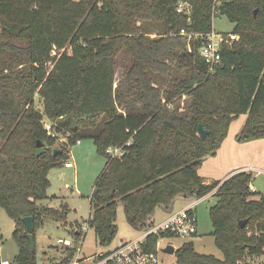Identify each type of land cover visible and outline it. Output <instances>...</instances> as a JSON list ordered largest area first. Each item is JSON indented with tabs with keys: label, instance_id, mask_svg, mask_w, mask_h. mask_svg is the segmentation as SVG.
Segmentation results:
<instances>
[{
	"label": "trees",
	"instance_id": "16d2710c",
	"mask_svg": "<svg viewBox=\"0 0 264 264\" xmlns=\"http://www.w3.org/2000/svg\"><path fill=\"white\" fill-rule=\"evenodd\" d=\"M190 4L186 16L177 13L175 0H0V208L16 223L18 264H37L24 217L35 219V237L47 217L66 220L67 208L38 203L55 198L48 194L49 173L70 163L71 147L85 139L106 160L87 221L100 247L110 248L118 235L119 203L127 223L144 233L156 226L157 208L169 209L179 197L198 201L217 189L210 217L223 258L200 254L189 241L176 251L175 264H242L264 254V194L251 189L252 173L211 184L199 173L241 115L246 121L238 142L264 139V0ZM217 15L234 25L238 40L210 72L200 50ZM141 21L160 24L163 35L150 39ZM124 50L133 58L125 78L129 100L115 89ZM157 75L170 79L164 92ZM199 124L209 131L205 139ZM110 147L123 155H108ZM55 149L62 153L54 156ZM175 237L150 234L143 249L157 253L160 240ZM66 251L64 261L71 262L76 249Z\"/></svg>",
	"mask_w": 264,
	"mask_h": 264
},
{
	"label": "rangeland",
	"instance_id": "374dc122",
	"mask_svg": "<svg viewBox=\"0 0 264 264\" xmlns=\"http://www.w3.org/2000/svg\"><path fill=\"white\" fill-rule=\"evenodd\" d=\"M150 1V0H147ZM142 32L150 39H158L163 35L162 26L154 22L139 23ZM234 25L227 17L217 15L213 21V30L217 33L229 34L233 31ZM133 65V58L124 50L117 58L115 89L117 93L124 91L127 99H130L131 92L125 80L126 73ZM176 70V68H175ZM157 77V85L164 92L170 84V79ZM163 98L164 95H163ZM37 108L43 112V102L37 96ZM190 99L184 96L181 100V107L186 108ZM119 103V102H118ZM120 111H125L120 107ZM246 116L241 115L234 120L229 128L227 138L221 148L214 156H209L204 165L201 166L199 173L206 179L209 175L215 174L221 176L226 169L236 166H250L263 170L262 173L256 171V180H253V187L258 193L264 194V140L258 142L239 143L238 135L243 129ZM46 125H52V122L46 117L43 120ZM64 142L65 138H61ZM60 144V143H59ZM69 162L75 165L74 169L67 170L64 167L54 169L49 173L51 186L48 190L50 196H55L49 200L39 202L41 206L54 208L59 211L67 208L68 215L63 222L55 220L53 217H47L45 225L37 232L36 239V258L37 264H73L76 258L83 264H90L86 259L105 254L115 249L122 241H132L137 239L143 233L134 230L126 221L124 207L119 203L117 210L116 224L119 232L110 248H102L97 244L94 230L87 223L90 216V197L93 194L94 186L99 175L105 167L106 160L101 157L96 150L94 142L90 139L81 141L70 149ZM216 170V172H214ZM255 175V173H254ZM182 197L177 198L169 209L158 208L156 214V225L165 221L170 215L183 211L188 205L194 203ZM217 199L210 196L201 200L196 207V217L198 220L197 237L189 238H165L158 245L159 259L161 264H175V255H167L162 251L171 243L176 251L186 242L193 241L196 251L200 254L213 255L219 259L223 258L221 251L215 244V238L212 236L214 231L210 217V209L215 206ZM16 223L11 219L5 210L0 208V257L1 261H9L11 264L17 263L19 247L13 239ZM76 232V233H75ZM74 234H78L75 238ZM67 239L73 241V248L60 246L58 239ZM81 248V253L76 250L75 256L71 262H65L69 253L66 250ZM242 264H264V254L259 257H246Z\"/></svg>",
	"mask_w": 264,
	"mask_h": 264
},
{
	"label": "built area",
	"instance_id": "2783aa9c",
	"mask_svg": "<svg viewBox=\"0 0 264 264\" xmlns=\"http://www.w3.org/2000/svg\"><path fill=\"white\" fill-rule=\"evenodd\" d=\"M192 0H175L176 11L179 14L186 16L191 15V2ZM223 0H214L215 5H220ZM182 34H185L182 31ZM238 36L233 33L223 34L217 33L213 30L206 37V43L200 50V55L206 62L209 71L213 72L216 67L221 65L222 56L221 53L228 47H232L237 42ZM45 129L49 133H53V126L44 124ZM106 153L112 157H120L123 155V149L119 147H110ZM66 168H73L72 163H66ZM196 205L197 202L192 203L186 207L183 211L172 215L166 219L163 223L156 225L150 231L144 232L139 239L132 241H125L119 244L108 255H98L86 259L90 264H161L159 259V252H145L143 244L148 235L159 234L162 232H171L176 237L189 238L198 233V220L196 217ZM57 244L60 246H66L73 248V241L67 239H58ZM78 253H81V248H75ZM1 264H11L9 261H2ZM73 264H83L79 261V257L73 262Z\"/></svg>",
	"mask_w": 264,
	"mask_h": 264
},
{
	"label": "water",
	"instance_id": "95a60500",
	"mask_svg": "<svg viewBox=\"0 0 264 264\" xmlns=\"http://www.w3.org/2000/svg\"><path fill=\"white\" fill-rule=\"evenodd\" d=\"M257 12V11H256ZM198 134L202 139H205L209 135V131L205 128L203 124H199L198 126ZM45 150L43 148V143L39 142L38 143V150H37V155L44 154ZM62 151L59 149L54 150V156H57L58 154H61ZM25 227H26V232H27V238L30 241V247L31 251L33 252L36 246V237H35V219L33 217H24L22 219ZM240 227L244 229L247 225V221H241L240 222ZM164 254L167 255H175L176 249L175 247L169 243L165 249L162 251Z\"/></svg>",
	"mask_w": 264,
	"mask_h": 264
},
{
	"label": "crops",
	"instance_id": "0c3cea01",
	"mask_svg": "<svg viewBox=\"0 0 264 264\" xmlns=\"http://www.w3.org/2000/svg\"><path fill=\"white\" fill-rule=\"evenodd\" d=\"M264 139H262V140H257V141H253V142H260V141H263ZM62 142H63V140H62ZM64 142H65V140H64ZM253 142H251V143H253ZM78 144H81V141H79L78 142ZM208 158V157H207ZM207 158L205 159V161L207 160ZM205 161H204V163H205ZM204 163H203V165H204ZM202 165V166H203ZM237 164H234L233 166H231V168H229V169H226V171L225 172H223L222 173V175L221 176H218V175H216V173L215 174H212V175H209L210 177L209 178H206L205 179V183H207V184H211V183H213L214 181H221V183L222 182H224V181H226L228 178H230L232 175H234L235 173H237V172H240V171H244V172H250V173H252V175H253V177H254V181L256 180V175H257V173H256V171H259L258 173L260 174V173H262V171L263 170H260V169H258V168H254L253 167V165H250V166H247V167H245V166H236ZM65 168V169H67V170H71V169H74L75 168V165L73 164V168H66L65 166H62V168ZM58 169V168H57ZM214 172H216V170H214ZM254 173H255V175H254ZM201 175V174H200ZM251 189L253 190V191H256L255 190V188L253 187V185H251ZM217 191V189L215 190V191H213L212 193H210L209 195H207L206 197H204V198H202V199H200V200H198V201H195V202H197V205H198V203L201 201V200H203V199H205V198H207V197H210V196H212L213 197V195H214V193ZM257 192V191H256ZM192 204V203H191ZM190 204V205H191ZM197 205H196V207H197ZM41 206V205H40ZM189 206V205H188ZM187 206V207H188ZM41 207H45V206H41ZM160 208V207H159ZM158 209V208H157ZM156 209V210H157ZM167 210V209H166ZM156 212V211H155ZM174 215V214H173ZM172 215H170L169 217H171ZM156 214L154 213V215H153V219H154V221L156 222ZM168 217V218H169ZM167 218V219H168ZM164 221H162L161 223H163ZM160 223V224H161ZM159 225V224H158ZM198 234V233H197ZM37 237V236H36ZM141 236H139V237H137V239H139ZM37 239V238H36ZM136 240V239H135ZM161 241V240H160ZM160 241H159V243H158V245L160 244ZM122 242H125V241H122ZM121 242V243H122ZM159 250V249H158Z\"/></svg>",
	"mask_w": 264,
	"mask_h": 264
}]
</instances>
